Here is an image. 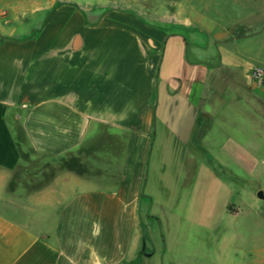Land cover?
<instances>
[{
    "label": "crops",
    "instance_id": "obj_1",
    "mask_svg": "<svg viewBox=\"0 0 264 264\" xmlns=\"http://www.w3.org/2000/svg\"><path fill=\"white\" fill-rule=\"evenodd\" d=\"M176 24L183 35L65 1L28 36L0 39V264H147L150 223L175 186L166 161L219 177L215 123L242 173L264 151V123L251 121L264 87L248 77L264 56L245 68L237 34Z\"/></svg>",
    "mask_w": 264,
    "mask_h": 264
},
{
    "label": "rangeland",
    "instance_id": "obj_2",
    "mask_svg": "<svg viewBox=\"0 0 264 264\" xmlns=\"http://www.w3.org/2000/svg\"><path fill=\"white\" fill-rule=\"evenodd\" d=\"M65 1L98 12L125 10L145 23L166 26L170 32L181 35L186 30L176 21L188 17L190 24L186 29H197L201 38L209 39L220 29L225 35L237 34L236 51L242 55L243 67L264 56V29L257 33L263 28L264 17L260 18L257 13L259 8L264 9V0H249L245 3L250 7L244 10L238 0H0V39L28 36L41 25L52 7ZM246 21L244 28L238 27ZM234 28L237 29L234 31ZM209 55L211 63L216 64L215 50ZM258 111L257 118L251 121L264 123V109ZM234 120L241 122L239 118ZM244 120L250 121V118ZM230 131L237 135L239 130ZM223 137L215 123L207 148L213 158L210 166L219 177L209 180L198 162L194 173L186 175V171H191L188 170L191 162L188 168L185 162L177 169L166 161L165 179L168 182L172 179L175 186L174 191L160 198L163 206L159 220L150 223L148 247L155 253L147 264H264V151L256 154L250 170L242 173L240 164L218 151ZM21 151L22 156L32 152ZM195 153L198 159L205 156L199 149ZM257 191H261L262 198L256 196ZM150 198L153 205L155 197Z\"/></svg>",
    "mask_w": 264,
    "mask_h": 264
},
{
    "label": "built area",
    "instance_id": "obj_3",
    "mask_svg": "<svg viewBox=\"0 0 264 264\" xmlns=\"http://www.w3.org/2000/svg\"><path fill=\"white\" fill-rule=\"evenodd\" d=\"M249 80L258 87H264V69L253 66L248 73Z\"/></svg>",
    "mask_w": 264,
    "mask_h": 264
},
{
    "label": "water",
    "instance_id": "obj_4",
    "mask_svg": "<svg viewBox=\"0 0 264 264\" xmlns=\"http://www.w3.org/2000/svg\"><path fill=\"white\" fill-rule=\"evenodd\" d=\"M256 196H257L258 198H262V193H261V191H257V192H256Z\"/></svg>",
    "mask_w": 264,
    "mask_h": 264
}]
</instances>
